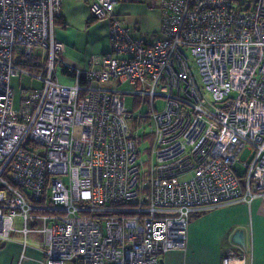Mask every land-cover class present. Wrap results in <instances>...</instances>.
<instances>
[{
	"label": "built area",
	"instance_id": "built-area-1",
	"mask_svg": "<svg viewBox=\"0 0 264 264\" xmlns=\"http://www.w3.org/2000/svg\"><path fill=\"white\" fill-rule=\"evenodd\" d=\"M115 1L90 0V18L110 20V51L64 87L62 0H0V242L23 235L17 264L28 234L42 236L43 264H160L185 247L193 213L264 200V0H157L151 44ZM22 73L43 86L15 110ZM126 94L150 112L135 117ZM142 119L153 141L141 172Z\"/></svg>",
	"mask_w": 264,
	"mask_h": 264
},
{
	"label": "crops",
	"instance_id": "crops-1",
	"mask_svg": "<svg viewBox=\"0 0 264 264\" xmlns=\"http://www.w3.org/2000/svg\"><path fill=\"white\" fill-rule=\"evenodd\" d=\"M89 4L90 0H62L61 16L55 20L54 38L64 45L62 69L63 72L67 69L69 72L64 74L73 77L72 71L83 72L92 67L89 62L71 55L74 51H81L84 41H92L94 45L99 40L104 41L102 56L110 51V20H103L107 22V33L101 36V24L93 25L95 21L88 23L91 21ZM114 15L126 23L136 39L151 44L162 38L157 0H116ZM238 229L245 232V249L232 243L231 237ZM22 236L13 232L8 242H0V264L18 263ZM29 237L33 238L31 246H28ZM26 241L27 259L22 264H43L42 236L28 234ZM236 257L244 264H264V200L193 213L189 219L185 247L166 252L160 264H225Z\"/></svg>",
	"mask_w": 264,
	"mask_h": 264
},
{
	"label": "rangeland",
	"instance_id": "rangeland-1",
	"mask_svg": "<svg viewBox=\"0 0 264 264\" xmlns=\"http://www.w3.org/2000/svg\"><path fill=\"white\" fill-rule=\"evenodd\" d=\"M100 25L101 28L99 33L102 35L107 33V22L103 20L100 21H95L93 25ZM90 28V27H89ZM109 31V28H108ZM92 41L89 43H86L84 41V44L81 48V51L76 53L74 50H69V51H74L71 53L73 58H77L78 60H84L85 62H89L90 65H92V59H97L100 58L102 55V52L104 50V41L99 40L97 45H94ZM56 75H57V81L59 85L64 86V87H74L76 85V79L73 76H69L67 74H64L62 65L61 63L57 64L56 68ZM43 84L33 78L30 77L29 75H26L24 73L19 74V76L14 77L11 79V88L13 91V107L15 110L20 108V103L21 99L24 95L25 90H31V89H41ZM104 86L107 87H116V90L122 91L123 93H130L132 91V87L129 84H124V85H117V83L113 84H105ZM160 93L166 94V90H162ZM125 96V106L126 108L133 113L135 117H138L139 114L142 116H145L150 112V105L148 103H143V104H138L136 102V99L129 94L124 95ZM166 105V100L165 98L159 97L156 103V109L157 111H162ZM132 124V122H131ZM151 124L150 121L142 119L140 121V125L136 126L135 122L133 123V126L131 127L132 135L134 138L135 145H136V151H137V156H138V164H139V169L140 171H147L149 168V160H151V155H150V149L153 141V136L151 135ZM79 133V130H76V134ZM249 155V152H245L241 155L242 159H246ZM236 167H239L236 165ZM23 226L21 224V220L17 219L15 220V228L16 229H21ZM22 241H24L23 236L21 237ZM33 238L29 237L28 238V246H31V243H33Z\"/></svg>",
	"mask_w": 264,
	"mask_h": 264
},
{
	"label": "water",
	"instance_id": "water-1",
	"mask_svg": "<svg viewBox=\"0 0 264 264\" xmlns=\"http://www.w3.org/2000/svg\"><path fill=\"white\" fill-rule=\"evenodd\" d=\"M232 243L235 245L241 247L242 249L246 248V237L245 232L242 229L236 230L232 237H231Z\"/></svg>",
	"mask_w": 264,
	"mask_h": 264
},
{
	"label": "bare ground",
	"instance_id": "bare-ground-1",
	"mask_svg": "<svg viewBox=\"0 0 264 264\" xmlns=\"http://www.w3.org/2000/svg\"><path fill=\"white\" fill-rule=\"evenodd\" d=\"M225 264H244L242 259L233 258L232 260L226 261Z\"/></svg>",
	"mask_w": 264,
	"mask_h": 264
},
{
	"label": "trees",
	"instance_id": "trees-1",
	"mask_svg": "<svg viewBox=\"0 0 264 264\" xmlns=\"http://www.w3.org/2000/svg\"><path fill=\"white\" fill-rule=\"evenodd\" d=\"M91 21H89L88 23H91V22H94L95 20H92V19H90ZM68 70L67 69H64V72H67ZM69 72V71H68ZM74 76H75V72H71Z\"/></svg>",
	"mask_w": 264,
	"mask_h": 264
}]
</instances>
